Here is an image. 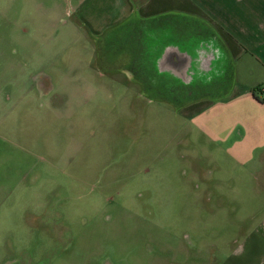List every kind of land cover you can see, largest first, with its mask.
<instances>
[{"label": "rangeland", "instance_id": "374dc122", "mask_svg": "<svg viewBox=\"0 0 264 264\" xmlns=\"http://www.w3.org/2000/svg\"><path fill=\"white\" fill-rule=\"evenodd\" d=\"M63 1L0 0V264H227L264 221L256 112L91 69Z\"/></svg>", "mask_w": 264, "mask_h": 264}, {"label": "crops", "instance_id": "0c3cea01", "mask_svg": "<svg viewBox=\"0 0 264 264\" xmlns=\"http://www.w3.org/2000/svg\"><path fill=\"white\" fill-rule=\"evenodd\" d=\"M62 1L28 3L54 15ZM66 1L72 28L87 39L91 69L103 56L116 64L108 70L113 79L125 78L143 94L188 88L207 96L185 101L184 112L227 103L251 108L256 113L242 121L264 126V103L252 94L264 86V0ZM227 264H264V221L245 234Z\"/></svg>", "mask_w": 264, "mask_h": 264}, {"label": "trees", "instance_id": "16d2710c", "mask_svg": "<svg viewBox=\"0 0 264 264\" xmlns=\"http://www.w3.org/2000/svg\"><path fill=\"white\" fill-rule=\"evenodd\" d=\"M252 94L259 102L264 103V86L252 90ZM258 95H260L261 98Z\"/></svg>", "mask_w": 264, "mask_h": 264}]
</instances>
